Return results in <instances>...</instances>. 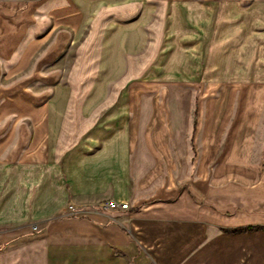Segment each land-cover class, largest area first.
<instances>
[{
	"label": "crops",
	"instance_id": "crops-1",
	"mask_svg": "<svg viewBox=\"0 0 264 264\" xmlns=\"http://www.w3.org/2000/svg\"><path fill=\"white\" fill-rule=\"evenodd\" d=\"M0 264H264V0H0Z\"/></svg>",
	"mask_w": 264,
	"mask_h": 264
},
{
	"label": "built area",
	"instance_id": "built-area-1",
	"mask_svg": "<svg viewBox=\"0 0 264 264\" xmlns=\"http://www.w3.org/2000/svg\"><path fill=\"white\" fill-rule=\"evenodd\" d=\"M106 207L110 210H128L129 209V205L128 204H119V203H116L114 201H109L107 204H106Z\"/></svg>",
	"mask_w": 264,
	"mask_h": 264
}]
</instances>
